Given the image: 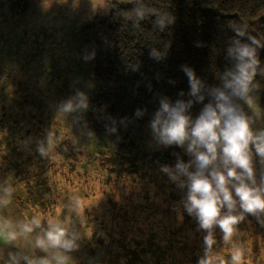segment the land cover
Masks as SVG:
<instances>
[{
	"label": "trees",
	"instance_id": "trees-1",
	"mask_svg": "<svg viewBox=\"0 0 264 264\" xmlns=\"http://www.w3.org/2000/svg\"><path fill=\"white\" fill-rule=\"evenodd\" d=\"M145 3L154 12H169L173 23L161 31L154 23V15L134 22V4L114 2L108 17H96L75 34L83 78L94 82L100 92L87 109V121L96 134L112 141L111 147L104 149L108 157H103V163L112 165L106 170L113 177L107 189L96 190L93 184L84 187L91 182V176L78 167V156L88 155V150L75 146L80 142L69 145L71 149L63 143L56 151L60 154H36L39 170L34 175L14 172L17 164L4 153L5 146L0 142V185H11V201L24 220L33 216L66 220L84 252L95 253L102 248V264H198L207 233L180 203L186 190L179 189L161 171L162 165H175L176 154L185 162L189 157L178 147L172 154L167 147L155 143L156 149H152L148 142L128 141L151 131L149 123L161 97L173 102L190 98L188 79L181 66L194 69L209 86L220 83L219 74L231 67L226 56L229 40L235 35L231 24H246L251 35L264 40V0ZM153 48L164 53L162 60L150 57ZM259 59L264 69V48L259 50ZM255 80L259 88L253 93L251 104L264 110V73H258ZM201 108L202 104H194L192 116ZM137 109L144 112L143 116H135ZM112 127L116 128L115 133L108 131ZM59 174L77 182L78 188H70L67 193L68 183L64 182L65 189L55 190ZM48 184L51 188L46 187ZM56 200L65 206L53 208ZM71 203L76 210L69 209ZM260 219L264 220V216ZM236 230L233 239L245 253L241 264H264V224L256 216L246 214ZM214 236V251L224 264H232L231 244L223 241L218 226Z\"/></svg>",
	"mask_w": 264,
	"mask_h": 264
},
{
	"label": "clouds",
	"instance_id": "clouds-1",
	"mask_svg": "<svg viewBox=\"0 0 264 264\" xmlns=\"http://www.w3.org/2000/svg\"><path fill=\"white\" fill-rule=\"evenodd\" d=\"M129 2L134 4V22L143 20L146 15H154V23L161 31L173 23L174 18L169 12H154L145 0ZM230 28L235 33L226 50L231 67L219 74L220 83L209 86L197 77L194 69L181 66L188 79L190 98L173 102L166 96L161 97L159 108L149 123L158 145L165 148L175 145L190 157L185 162L176 154L175 165H162L161 171L179 189L186 190L180 203L187 214L196 219L199 228L207 233L204 254L198 264H217L218 260L224 264L213 247L217 226L223 233V241L231 244L232 264H241L245 253L241 244L233 239L237 234L236 225L245 219L246 214L256 216L264 224L260 219L264 216V172L258 182L253 166L254 154L264 165V128H253V117L240 103L250 105L254 100L253 93L259 88L255 78L258 73H264L259 59L264 40L251 35L246 24L234 23ZM149 54L157 61L164 58V53L155 48ZM179 95L184 96L183 91ZM197 103L202 104V108L193 117L191 109ZM87 108V96L77 92L60 105L59 111L66 114ZM143 114L140 109L135 112L136 117ZM108 131L115 133L116 128ZM49 136L50 133L47 145L42 144L38 149L43 156L48 153ZM12 194L11 185H0V213L11 203ZM68 207L76 210L74 203ZM77 238L68 222L59 217L33 216L14 221L0 214V243L30 241L35 248L46 253L43 257H36L21 251H9L5 259L4 251L0 250V264H21L22 261L24 264H69L68 253L77 247Z\"/></svg>",
	"mask_w": 264,
	"mask_h": 264
},
{
	"label": "rangeland",
	"instance_id": "rangeland-1",
	"mask_svg": "<svg viewBox=\"0 0 264 264\" xmlns=\"http://www.w3.org/2000/svg\"><path fill=\"white\" fill-rule=\"evenodd\" d=\"M114 2L133 4L129 0H0V142L5 146L4 153L14 165L17 164L14 172L20 170L25 175H34L39 170L36 154L48 157L63 143L71 149L69 145L80 142L75 146L88 150V155L78 156L81 162L78 167L91 176V182L84 187L93 184L96 190L99 187L107 189L113 179L106 171L112 165L103 163V157H108L104 149L108 145L110 148L112 141L108 136L94 132L87 121L88 108L63 114L59 107L77 92L87 96L89 107L100 94L94 82L83 78L75 34L96 17H108ZM241 105L253 117V128H264V110L252 104L241 102ZM49 133L48 153L43 156L38 149L42 144L47 145ZM128 142H148V148L152 149H156L154 143L157 144L151 131ZM176 147L167 148L175 154ZM179 150L185 154L182 148ZM253 166L259 182L264 165L255 154ZM64 182L68 183L67 189ZM46 187L51 188V185ZM73 187L78 188L77 182L64 174H59L55 180L57 191L64 188L68 193ZM109 194L107 192V196ZM54 204L55 209L65 206L60 200ZM17 216L24 220L19 211ZM93 254L84 252L85 261L96 262L99 258L97 253L92 257Z\"/></svg>",
	"mask_w": 264,
	"mask_h": 264
},
{
	"label": "crops",
	"instance_id": "crops-1",
	"mask_svg": "<svg viewBox=\"0 0 264 264\" xmlns=\"http://www.w3.org/2000/svg\"><path fill=\"white\" fill-rule=\"evenodd\" d=\"M17 207L14 203H10L6 209L2 211V213L7 217H10L14 221H19L20 218L17 216ZM35 233L33 234L34 239ZM77 247L73 250H71L68 255L70 257L69 264H84L85 261V255H84V247L81 246L79 243L75 241ZM82 247V248H81ZM0 250L4 251L5 259H7V253L9 251L15 253L17 251H21L24 254L27 255H35L36 257H43L46 255L44 251H42L39 248H35L33 244L30 241H18L16 244H6V243H0ZM97 253V257L99 258L96 262H91L90 264H102L104 259V251L102 248H98L94 254ZM92 255V257L94 256ZM21 264H24L22 261Z\"/></svg>",
	"mask_w": 264,
	"mask_h": 264
}]
</instances>
